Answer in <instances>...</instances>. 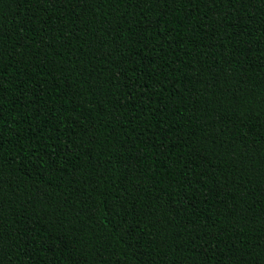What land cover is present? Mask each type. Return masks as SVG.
<instances>
[{
  "label": "trees",
  "instance_id": "obj_1",
  "mask_svg": "<svg viewBox=\"0 0 264 264\" xmlns=\"http://www.w3.org/2000/svg\"><path fill=\"white\" fill-rule=\"evenodd\" d=\"M0 264H264V0H0Z\"/></svg>",
  "mask_w": 264,
  "mask_h": 264
}]
</instances>
